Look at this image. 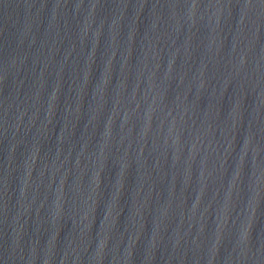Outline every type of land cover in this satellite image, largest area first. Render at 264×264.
Masks as SVG:
<instances>
[{
    "label": "water",
    "instance_id": "95a60500",
    "mask_svg": "<svg viewBox=\"0 0 264 264\" xmlns=\"http://www.w3.org/2000/svg\"><path fill=\"white\" fill-rule=\"evenodd\" d=\"M0 264H264V0H0Z\"/></svg>",
    "mask_w": 264,
    "mask_h": 264
}]
</instances>
